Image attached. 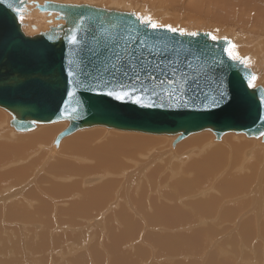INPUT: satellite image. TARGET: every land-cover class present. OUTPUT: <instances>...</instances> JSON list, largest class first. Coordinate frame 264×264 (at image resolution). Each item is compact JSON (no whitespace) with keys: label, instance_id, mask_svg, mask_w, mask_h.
Returning <instances> with one entry per match:
<instances>
[{"label":"rangeland","instance_id":"rangeland-1","mask_svg":"<svg viewBox=\"0 0 264 264\" xmlns=\"http://www.w3.org/2000/svg\"><path fill=\"white\" fill-rule=\"evenodd\" d=\"M59 1L93 4L135 12L144 22L150 23L151 27H163L181 34L211 32L214 35L211 37L215 39L235 38L237 41L227 47L229 56L233 60H241L246 67L256 73L251 87H264V0H249L246 7L238 6L236 9L231 5L225 6L226 0ZM227 1L228 4L230 2L233 4L238 0ZM115 2L118 4L115 5ZM21 17L22 15L19 16V21L25 22L26 19H20ZM235 18L239 19L241 24ZM33 21L42 24V20ZM36 31L38 30H30L27 35ZM8 115L7 111L0 108V124L3 126L0 125V144L17 147L14 149L8 147L13 151L9 150L7 154L0 155V161H8L6 164L0 162V177L2 173L4 174H2L3 181L0 179V264H212V261L213 264H264V151L252 146L253 142H257L255 137H247L241 133H226L228 134L226 142L229 143L220 141L229 155H231L228 152L230 142L237 141L239 138L241 142H247V144L241 145L242 148L237 146L241 148V153L240 148L235 150H239L238 154L240 155L235 152V156H242L237 160L240 159L243 165L244 163L247 165H244L245 168H243L241 161L237 163L234 158L236 165L231 172L232 175H240V179L244 176L242 178L244 179L242 183L245 186L242 187L243 193L237 194V197H235L236 195L232 196V199L230 195L226 197L224 185L218 186L222 178L226 177V174L231 170L232 156L226 155L225 158H227L222 161L225 163L224 175L216 179L215 186H210L209 183L198 189L197 193L193 191L186 195H180L171 183L181 180L194 182V170L190 168L202 156L197 155L199 153H194V156L187 157L190 155L188 153L190 148H184L185 143L189 141L186 139L191 137L194 139V134L203 131L188 135L178 141L175 146L170 144L166 148L167 155L163 159L158 158L160 159L158 161L151 159V156L147 154H140L134 157L135 159L121 157L115 160L113 154L107 153L106 159L109 166L120 167L122 165L124 170L117 173L118 171L113 172L111 169H107L106 172L111 175L107 176L102 169H93L92 165L87 163L89 158L78 150L63 151L60 147L57 150L56 147V151H53L51 142L42 146L36 145L31 150L24 151L27 156L25 159L20 158L16 153L11 154L14 150L16 152L23 151L25 146L22 143L17 144L16 138L26 135L27 138L33 131H28V133L13 131V128L8 127V117H10ZM45 125L47 124L38 125L34 132L39 127L46 128ZM95 128L104 133L108 132V134L102 132V135L105 136L101 137V141L113 131L117 132V136H129L130 134L126 131L120 132L99 126L83 128L76 132L93 131ZM73 134L75 135V133ZM137 134L150 135H142L143 133H134L133 135ZM169 137L176 139V136ZM13 138L16 140L13 141ZM67 140L69 139L64 140L63 144ZM70 140L73 142L72 139ZM158 140L161 141V138ZM183 140L182 149L177 153L174 148ZM213 142L217 143L212 140V144ZM248 142L251 143L248 144ZM256 145L264 147V143H256ZM253 149L258 152V161L253 157L256 156ZM174 152V156L177 157L172 156ZM41 153H45L42 160H40ZM49 153L53 155L50 156ZM261 154L263 156H260ZM82 159L84 163H82ZM136 163L141 164L137 166ZM238 167H242V170H235ZM252 167L254 168L251 170ZM170 171L173 172L170 173ZM242 171L243 173H241ZM73 183L80 187L72 189ZM107 183L110 184L113 193H110L113 195V199L110 196L112 200L109 197L110 201L106 198L108 195L106 193L104 202H101L99 198V201L96 200L97 202L93 199L82 201L85 198L79 195L80 189H91L94 186L100 188ZM191 186L196 187V184ZM201 190H204L205 193L200 195ZM123 193L126 194L125 197L121 196ZM126 197H129L132 202L129 209L125 206L131 215L127 219L125 214H120L122 210L119 209L124 206ZM225 197L229 200L222 199ZM106 199L107 201H105ZM210 201L219 203L214 208V215L212 210V216L208 215V212L213 209L212 207L209 209ZM161 204L164 210L160 209ZM226 206L235 207L234 209L243 207L244 209L238 213L233 226H229L233 214L219 216L221 212H224ZM196 208H200L198 213ZM168 209L170 212L168 215L165 212L167 215L165 217L164 211ZM152 212L154 213L152 214ZM173 213H176V216ZM239 214L243 216H239ZM171 216L174 218L173 220ZM157 218H159L158 221ZM128 219L130 222L132 220L133 223L138 224L136 225L138 229H132L131 226L133 231L130 230ZM121 221L123 222L121 223ZM250 224L251 228L254 226L255 231L251 232L249 227H247L248 230H245V226ZM126 225L128 229L124 227ZM234 226H237L236 229ZM232 227L233 229H231ZM212 229L215 233L211 232ZM150 236L151 238H149ZM197 237L200 238L196 239ZM164 242L167 247L169 244L173 245V248L176 246L177 249L182 250L183 254L179 255L180 251L175 249L176 251H171V255L168 250H165L168 248L171 250V246L164 247ZM185 242H188L189 247ZM163 251L168 254L166 255Z\"/></svg>","mask_w":264,"mask_h":264},{"label":"water","instance_id":"water-1","mask_svg":"<svg viewBox=\"0 0 264 264\" xmlns=\"http://www.w3.org/2000/svg\"><path fill=\"white\" fill-rule=\"evenodd\" d=\"M26 0H0V108L9 126L68 120L53 146L82 128L177 135L210 130L264 139V88L233 60L227 38L151 27L133 13L86 4L39 6L64 24L25 35Z\"/></svg>","mask_w":264,"mask_h":264},{"label":"bare ground","instance_id":"bare-ground-1","mask_svg":"<svg viewBox=\"0 0 264 264\" xmlns=\"http://www.w3.org/2000/svg\"><path fill=\"white\" fill-rule=\"evenodd\" d=\"M27 2H26V5H25V7H24V10H22V12H21V14L20 15H22V17L20 18V19H26V21L25 22H22V21H19L20 23H21V28H22V26H23V28H22V31H23V33L25 34V35H27V32L29 33V31L30 30H38V31H36L35 33H32V34H29L28 36H31V35H36V34H38V33H40V32H42V31H46L49 27H51V26H54V25H58V24H64V21L63 20H55L54 19V16H55V13H52L51 15H49L47 12H40L38 9H37V7H35L34 6V4H30V2L32 1V2H34V1H36L37 3H38V5L39 6H41V5H43L44 4V2L46 1V2H51V3H54V4H76V5H81V4H84V3H70V2H65V1H59V0H26ZM135 2V1H134ZM248 2H249V0H238L236 3H233V4H231V2H230V4H228V1L226 0V5L225 6H229V5H231V7H233L234 9H236V7H246L247 6V4H248ZM120 3V2H119ZM113 4H114V2H113ZM116 4H118V2H115V5ZM131 4V3H130ZM137 4V3H136ZM86 5H90V4H86ZM132 5H133V3H132ZM132 5H130V6H132ZM90 6H95V7H101V8H103V9H106V10H114V11H123V12H128V13H133L137 18H139V19H141V21L143 22V23H148V22H144L143 20H142V18L141 17H139V16H137V14L135 13V12H129V11H125V10H121V9H114V8H107V7H102V6H99V5H90ZM232 10V9H231ZM41 13H43L44 15H42ZM41 14V15H40ZM239 18V17H238ZM30 19H32L31 21H29ZM33 20H42V24L41 23H38V21H33ZM235 20H237V21H239V24H241V21L239 20V19H236L235 18ZM243 21V23H244V20H242ZM150 24V23H149ZM253 26H255V25H253ZM264 26V25H263ZM258 27V26H257ZM28 29H29V31H28ZM257 29V28H256ZM25 31V32H24ZM174 32V31H173ZM31 33V32H30ZM210 34H211V36H214L213 35V33H211V32H209ZM181 34V33H180ZM193 35V34H192ZM232 36V35H231ZM214 38V37H213ZM226 38V37H225ZM215 39V38H214ZM221 39V38H220ZM227 39H229L230 40V43H229V45H231L232 44V42L233 43H235L237 40H235V38L234 39H230V38H227ZM228 45V46H229ZM227 46V47H228ZM232 47V46H231ZM230 47V48H231ZM229 49V48H228ZM236 61V60H235ZM238 61H240L241 62V60H238ZM245 67H246V65H245V63L244 62H241ZM248 68V67H247ZM249 69H251V68H249ZM252 72H253V74H254V79H253V81L255 80V77H256V73L253 71V70H251ZM253 84V83H252ZM255 87H262V86H255ZM262 88H264V87H262ZM5 111V110H4ZM10 115V114H9ZM8 115V116H9ZM10 119H11V115H10V117H8V127H11V128H13L12 126H9V121H10ZM62 121H66L67 122V124H66V122L65 123H63ZM7 122V121H6ZM56 122H59V123H56ZM56 122H53V123H55V124H51V123H36L35 124V126H34V128L33 129H31V130H28V131H33V133H31L30 135H29V137H27L26 138V136H19L18 138H13V141H14V139L16 140V143L18 144V143H22V144H24L23 146H24V148H28V149H24L23 148V151H20V153H19V151L18 152H16L15 150H14V152H11V154L12 153H16L20 158H22V159H25V158H27V156H26V153L24 152V151H28L29 149L31 150L34 146H42V145H44V144H48V143H50L51 144V148L52 149H54L53 151H56L55 150V148L57 147V150H58V148L60 147V149H62L63 151H66V150H68V151H70V150H78L82 155H84V156H86V157H88L89 158V160L87 161V163H90L91 165H92V168L93 169H102L103 171H104V173H105V175H107V176H109L110 174L108 173V172H106V170L107 169H111L113 172H115V171H118L117 173H119L120 171H122L123 170V166L121 165L120 167H117V166H109V162H107V159H106V154L107 153H111V154H113V156H114V159L115 160H118V159H120L121 157H125V158H129V159H131V158H134V157H137L138 155H140V154H143V155H145V154H147V155H149V156H151V159L153 158L154 160H156V161H158V160H160V159H163L166 155H167V153H166V148L171 144V146H172V143H173V139L175 138V137H169V136H176V138L178 137L177 135H163V134H158V136H152V135H157V134H150V133H143V132H132V131H127L128 133H130L129 134V136H124V135H122V136H117V132H111L108 136L106 135V137L101 141V137L104 135V134H108V132L107 133H104L103 131V135H102V132L101 131H99V129L98 128H95V129H93V131H81L80 133H77L76 131H78V130H76L75 132H73V133H75V135L73 136L72 134H70V135H72V136H70V135H68V136H66V137H64L61 141H60V143L57 145V146H53V142H54V140H55V138H56V136L61 132V131H63L65 128H67L68 127V125H69V121L68 120H60V121H56ZM41 124H47V125H45V126H47L46 128L44 127H39L35 132H34V129H36L37 127H38V125H41ZM50 124V125H49ZM1 125V124H0ZM2 126V125H1ZM97 126H99V125H96V126H93V127H97ZM3 127V126H2ZM99 127H105V126H99ZM105 128H107V129H112V128H108V127H105ZM83 129V128H82ZM0 130H1V128H0ZM79 130H81V129H79ZM113 130H115V129H113ZM13 131H16L14 128H13ZM28 131H16V132H27L28 133ZM117 131V130H116ZM121 132V131H120ZM209 130H207V131H203V132H200V133H198V134H194V136H193V138L194 139H192V137L191 138H188V139H186V140H189V141H187L186 143H185V147L184 148H190L188 151V153L190 154V155H188L187 157H192V156H194L195 154H197V153H199V154H197V155H202L201 156V158H200V160H198L197 162H194L193 163V165H192V167L190 168L191 170L193 169L194 170V174H195V181L194 182H188V181H179V182H174V183H171V184H173V186L178 190V193L180 194V195H186V194H189V193H192L193 191H194V193H197L198 192V189H201L202 187H205L206 185H208L209 183H210V186H215V181H216V179H219L221 176H223L224 175V162H222V161H224L223 159H226L225 158V156L226 155H229L228 153H227V149L223 146V144H221L220 143V141L221 140H223V142L225 143L227 140V138H226V136H228V134H226V133H224L223 134V137L222 138H220V139H216L215 137L212 139V137L213 136H215V134L213 133V132H210ZM77 133V134H76ZM83 133V134H82ZM131 133H143L142 135H144V134H150V135H148V136H141V135H139V134H137V135H133V134H131ZM229 134L230 133H233V132H228ZM234 134H239V133H234ZM241 134H243V133H241ZM14 136H16V135H14ZM105 136V135H104ZM103 136V137H104ZM163 136H166V137H163ZM191 136V135H190ZM13 137V136H12ZM17 137V136H16ZM71 137V138H70ZM159 138H161V141H159L158 139ZM163 138H165V139H163ZM224 138H225V140H224ZM256 139H257V142L256 143H259V144H261V143H264V139H262V136H258V137H255ZM8 139H10V138H8ZM66 139H69V140H67L64 144H63V142H64V140H66ZM70 139H72L73 140V142L70 140ZM184 139V138H183ZM191 139V140H190ZM12 140V139H11ZM11 140H8V141H10L11 142ZM175 140V139H174ZM212 140H214V141H216L217 143H214L213 142V144H212ZM172 141V142H171ZM183 142H184V140L182 141V142H179V144H177V146L174 148L175 149V151L177 152V153H179V151L182 149V144H183ZM15 143V142H14ZM13 143V144H14ZM99 143V144H98ZM211 143V144H210ZM227 143V142H226ZM229 143V142H228ZM227 143V144H228ZM231 144L230 145H228L229 146V151L228 152H230L231 153V155H229V156H232L231 158H232V160H231V170L229 171V173H225L226 174V177H223L222 178V180H221V182L220 183H218L217 185L220 187L221 186V184L222 185H224V187H223V189L225 190V192H226V197H228L229 195H230V197L233 199V197L232 196H235V197H237V194H239V193H243V191H244V189L242 188V187H245L244 185H243V180L244 179H242V178H244V176H242L241 177V179H242V181H241V179H240V175H238V176H236V175H232L231 174V172L233 171V168L235 167V165H236V163H235V161H234V158H236V162L237 163H240V162H238V161H241L240 159L239 160H237L238 158H241V157H239L240 155L238 154V152H239V150H237V151H235L237 148L239 149L240 147H237V146H241L242 144H247V142H241V139L239 138L237 141H232V142H230ZM249 143H251V142H248V144ZM256 143L255 142H253L252 144V146H256V148H258V149H260V150H263L264 151V147H257V145H256ZM63 146V147H62ZM247 146V145H246ZM8 147H12L13 149L15 148V147H17V146H10V145H3V144H0V155H2L3 153H6L7 154V152L9 151V150H11V151H13L12 150V148H8ZM243 146H241V148H242ZM20 148H21V146H20ZM50 148V147H49ZM241 148H240V153H241ZM252 148V147H251ZM255 148V149H256ZM254 150V149H253ZM257 150V149H256ZM52 151V150H51ZM252 151V150H251ZM235 152H237V154L239 155H236L235 156ZM253 152V151H252ZM254 152H256L255 154H256V156L254 155L253 157L254 158H256L255 160L256 161H258V157H259V155L257 156V151H255L254 150ZM260 152V151H259ZM22 153V154H21ZM153 153V154H152ZM195 153V154H194ZM243 153V152H242ZM247 153V152H246ZM250 153V152H249ZM50 154V153H49ZM58 154V153H57ZM41 155H42V157H41V159L40 160H42L43 159V156L45 155V153H41ZM53 155V154H52ZM51 154H50V156H52ZM153 155H155V157H152ZM175 155V152L172 154V156L173 157H177V156H174ZM250 155H252V154H250ZM12 156V155H11ZM245 157L247 156L246 154L244 155ZM260 156H263L262 154L260 155ZM49 157V156H48ZM244 157V158H245ZM20 158H15V159H20ZM50 158V157H49ZM148 158H150V157H148ZM158 158H160V159H158ZM172 158V157H171ZM230 158V157H229ZM243 158V159H244ZM253 158V159H254ZM2 159V158H1ZM6 159H8V158H6ZM135 159V158H134ZM138 159V158H137ZM170 159V158H169ZM138 160H140V159H138ZM245 160H246V158H245ZM251 160V159H250ZM263 160V159H262ZM148 161H150V160H148ZM244 161V160H243ZM1 163H3V164H6L8 161H0ZM137 162H139V161H137ZM246 162V161H245ZM249 162V161H248ZM247 162V163H248ZM45 163V162H44ZM82 163H84V160L82 159ZM148 164H150L151 162H147ZM244 163V162H243ZM139 164H141V163H136L135 165H139ZM192 164V163H191ZM241 164H242V161H241ZM256 164V163H255ZM258 164V163H257ZM230 165V164H229ZM244 165H247L246 163H244ZM243 164H242V166H244ZM140 166V165H139ZM237 166H238V164H237ZM264 166V165H263ZM0 167H1V164H0ZM140 169H141V167H139ZM229 168H230V166H229ZM243 168H245V166L243 167ZM254 167H252L251 168V170L253 169ZM140 169H138L139 171H140ZM239 169H241L242 170V167L240 168V167H238V168H235V170H238V171H240ZM137 170V167H136V169H135V171ZM142 170V169H141ZM259 170V169H258ZM124 171V170H123ZM237 171V172H238ZM254 171H256V170H254ZM13 172V171H12ZM171 172H173V171H170V173ZM241 173H243V171L241 172ZM3 174V173H2ZM2 174H1V177H0V179H2ZM13 174V173H12ZM124 174H125V172H124ZM4 175V174H3ZM7 175V174H6ZM5 175V176H6ZM22 175V174H21ZM91 175V174H90ZM104 175V176H105ZM118 175V174H117ZM189 176L191 175V174H188ZM251 175V174H250ZM111 176V175H110ZM172 176H173V173H172ZM247 177V176H246ZM86 178V177H85ZM107 178V177H106ZM135 178V177H134ZM137 178V177H136ZM172 178V177H171ZM126 179V178H125ZM156 179V178H155ZM2 181H3V179H2ZM178 181V180H177ZM246 181H247V178H246ZM1 182V181H0ZM106 182V181H105ZM152 182H155V181H152ZM155 183H157V182H155ZM170 183V182H169ZM236 183H238V184H236ZM28 184V183H27ZM114 184V183H113ZM113 184H111V186H113ZM123 184V183H122ZM193 184H196V187H193V186H191V185H193ZM117 185V184H116ZM166 185V184H165ZM115 186V185H114ZM80 186L78 185V184H74L73 183V185H72V189H74L75 190V188H79ZM155 187V186H154ZM93 188H98V186H94ZM92 187H91V189L90 188H85V189H80L79 190V195H81V197L82 198H85L84 200H82V201H88V200H91V199H93V200H97L98 198L101 200V202L103 201V199H104V197H106L107 199H108V197H109V199H111L110 198V196H112V199H113V193H112V191H111V189H110V184L109 183H107V184H103L100 188H98V189H93ZM214 188V187H213ZM14 189V188H13ZM87 189H89V190H87ZM108 189V190H107ZM114 189V188H113ZM83 190H86V191H84L83 192ZM107 190V191H106ZM154 190H156L155 188H154ZM153 191V190H152ZM157 191V190H156ZM31 192V191H30ZM109 192V193H108ZM127 192V191H126ZM155 192V191H154ZM108 194V195H106L105 196V194ZM110 193H112V194H110ZM132 193V192H131ZM202 193H205V191L204 190H201L200 192H199V194L201 195ZM121 194V193H120ZM120 194H119V197H120ZM124 195V193L121 195V196H123ZM126 195V194H125ZM125 195H124V197H125ZM117 196H118V194H117ZM168 196V195H167ZM176 197V196H175ZM222 198V199H224V200H229L228 198ZM80 198V197H79ZM82 198H80V199H82ZM99 199H98V201H99ZM107 199L105 200V201H107ZM108 199V200H109ZM111 199V200H112ZM115 199V198H114ZM221 199V200H222ZM237 199H239V198H237ZM125 201V203H124V206H122V208H119V209H121L120 211H121V213L120 214H122V215H124V216H126V219L128 218V216H131L129 213H128V210H127V208L129 209V207H130V205H131V203L132 202H130V199H129V197H126V199H124ZM223 200V201H224ZM110 201V200H109ZM97 202V201H96ZM95 202V203H96ZM104 202V201H103ZM180 202V201H179ZM213 202V203H212ZM225 202V201H224ZM204 203V202H203ZM223 203V202H222ZM86 204V203H85ZM217 204H219V203H216L215 201H210V204H209V209H211L210 207H212L213 209H211L209 212H208V215H211L212 214V212L214 211V208L215 207H217L216 205ZM133 205V204H132ZM127 208H126V207ZM118 207V206H117ZM174 207H176V206H174ZM195 207V206H194ZM197 207V206H196ZM221 207V206H220ZM158 209H159V207H157ZM169 208V207H168ZM171 208V207H170ZM201 208V207H200ZM200 208H196L195 210H197L196 212L198 213L199 212V210H200ZM235 207H228V206H226L225 208H224V212H221V214L219 215V216H226V215H229V214H233L232 215V217H231V220H230V223H229V226L230 225H232L233 223H235L234 221H236V217H238V213H241V211H243L244 209H243V207H237L236 209H234ZM160 209H163V207H162V204H161V207H160ZM172 209H174L173 207H172ZM194 209V208H193ZM199 209V210H198ZM217 209V208H216ZM215 209V210H216ZM113 210V209H112ZM149 210V212H150V209H148ZM147 210V211H148ZM164 210V209H163ZM163 210H162V212H163ZM169 210V209H168ZM168 210H165L164 211V213L165 212H167V215H168V213L170 212V210L168 211ZM213 210V211H212ZM248 210V209H247ZM100 211V210H99ZM119 211V212H120ZM153 211V210H152ZM155 211V210H154ZM159 211H161V210H159ZM15 212V211H14ZM247 212V214H249V212L248 211H246ZM146 213V212H145ZM154 212H152V214H153ZM156 213V212H155ZM201 213V212H200ZM214 213H215V211L213 212V215H214ZM158 214H162V213H158ZM174 214V213H173ZM15 215V214H14ZM13 215V216H14ZM157 215V214H156ZM164 215V214H163ZM167 215H166V213H165V217H167ZM172 215V214H171ZM175 216H176V213L174 214ZM173 215V217H175ZM200 215V214H199ZM242 215V214H241ZM240 214H239V216H241ZM245 215V214H244ZM16 216H17V214H16ZM158 216V215H157ZM156 216V217H157ZM162 216V215H161ZM201 216V215H200ZM212 216V215H211ZM243 216V215H242ZM153 217V216H152ZM159 217V216H158ZM169 217V216H168ZM172 217V216H171ZM170 217V218H171ZM172 217V220L174 219ZM248 217H250V216H248ZM153 218H155V217H153ZM161 218V217H160ZM169 218V219H170ZM130 219H132V218H130ZM130 219H128V221L130 220ZM149 219H150V217H149ZM158 219L159 218H157V221H158ZM242 219V218H241ZM123 220V219H122ZM161 220V219H160ZM186 220V219H185ZM126 222H128L127 220H125ZM147 221V220H146ZM155 221V220H154ZM153 221V222H154ZM189 221V220H188ZM244 221V220H243ZM123 221H121V223H122ZM130 222V221H129ZM150 222V221H149ZM156 222V221H155ZM166 222V221H165ZM186 222H187V220H186ZM240 223V222H239ZM238 223V226H240V224ZM242 223H245V222H242ZM148 224H150V223H148ZM169 224V223H168ZM123 225H125V224H123ZM136 225H138V224H136L135 222L133 223L132 222V220H131V222H130V230H132V229H138V227H136ZM169 225H171V224H169ZM131 226H132V229H131ZM233 226V225H232ZM251 224L248 226V225H246L245 226V230H248V228L247 227H249V228H251ZM124 227H126V229H128V227H127V225L126 226H124ZM235 227V229H236V227L237 226H234ZM241 227H242V225H241ZM253 228V229H252ZM251 228V232L252 231H255L254 230V226ZM231 229H233V227L231 228ZM133 231V230H132ZM198 231V230H197ZM200 231V230H199ZM214 231V229H212V231L211 232H213ZM128 232V231H127ZM201 232V231H200ZM241 232V231H240ZM214 233H215V231H214ZM213 233V234H214ZM220 233V232H219ZM195 234H197V233H195ZM204 234V233H203ZM216 234H218V232H216ZM112 235V234H111ZM197 235H200V234H197ZM209 235V234H208ZM136 236H137V234H136ZM156 236V235H155ZM189 237V236H188ZM149 238H151V236L149 237ZM191 238V237H190ZM200 238V237H199ZM198 237L196 238V239H199ZM166 239H168V238H166ZM169 239H171V238H169ZM202 239V238H201ZM179 240V239H178ZM188 240H190V239H188ZM167 241V240H166ZM196 241V240H195ZM202 241V240H201ZM210 241V240H209ZM168 242V241H167ZM181 242V241H180ZM199 241H197V243H198ZM169 243V242H168ZM186 243V242H185ZM195 243V242H194ZM164 245V247H167L166 246V243L164 242L163 243ZM188 244V242L186 243V245ZM191 244V243H190ZM199 244V243H198ZM197 244V245H198ZM201 244V243H200ZM170 245V244H169ZM169 245H168V247H169ZM194 245V244H193ZM204 245V244H203ZM211 245V244H210ZM162 246V245H161ZM171 246V250H169V248L168 249H165V250H168L169 251V253H171V251L173 250V251H176L175 249H177V247L175 246V248H173V245H170ZM184 246V245H183ZM195 246V245H194ZM99 247V246H98ZM163 247V248H164ZM187 247H189L188 245H187ZM198 247V246H197ZM161 248V247H160ZM182 249V248H181ZM192 249V248H191ZM180 251V249H177V251ZM189 250V249H188ZM195 250V249H194ZM193 250V251H194ZM182 251V250H181ZM179 252L178 254L179 255H181V254H183V252ZM197 251V250H196ZM164 253H166V255L168 254V252H165V251H163ZM176 253V252H175ZM181 253V254H180ZM189 253V252H188ZM190 253H192V252H190ZM177 254V255H178ZM170 255V254H169ZM171 255H172V253H171ZM174 255V254H173ZM176 255V254H175ZM174 255V256H175ZM198 255H199V253H198ZM214 255H216V254H214ZM213 255V256H214ZM167 257V256H166ZM190 258V257H189ZM127 260V259H126ZM190 261V260H189ZM117 262V261H116ZM131 262V261H130ZM114 263V262H113ZM193 263V262H192ZM212 264H213V261L211 262ZM215 263V262H214ZM115 264V263H114ZM117 264V263H116ZM216 264V263H215Z\"/></svg>","mask_w":264,"mask_h":264}]
</instances>
